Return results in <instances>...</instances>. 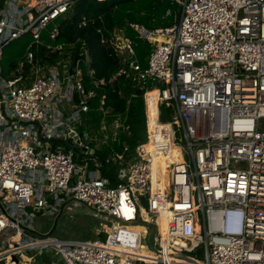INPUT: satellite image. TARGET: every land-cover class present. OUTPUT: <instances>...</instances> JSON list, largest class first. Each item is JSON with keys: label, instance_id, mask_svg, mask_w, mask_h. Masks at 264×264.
Returning a JSON list of instances; mask_svg holds the SVG:
<instances>
[{"label": "built area", "instance_id": "built-area-1", "mask_svg": "<svg viewBox=\"0 0 264 264\" xmlns=\"http://www.w3.org/2000/svg\"><path fill=\"white\" fill-rule=\"evenodd\" d=\"M76 1L0 0V64L16 40L43 44L51 24L55 38ZM170 1L180 6L172 26L129 23L152 47L146 67L121 30L102 40L121 63L109 78L95 77L84 48L82 58L61 60L32 82L4 78L0 65V264H35L28 254L40 251L50 256L45 264H264V0ZM26 62L33 65L32 51ZM121 78L145 90L147 131L133 160L107 159L120 161L112 185L81 123L97 90ZM104 100L98 110L107 117ZM124 127L116 117L97 131L106 143ZM155 158L168 163L155 170ZM67 198L106 217L105 238L34 237L37 215L57 216ZM135 231L130 244L126 233Z\"/></svg>", "mask_w": 264, "mask_h": 264}, {"label": "trees", "instance_id": "trees-1", "mask_svg": "<svg viewBox=\"0 0 264 264\" xmlns=\"http://www.w3.org/2000/svg\"><path fill=\"white\" fill-rule=\"evenodd\" d=\"M147 1L148 7L154 10L157 6L158 11L164 13V16L168 10H171L172 15L176 13L179 17L180 6L177 3L170 0ZM132 2V0H111L106 2L77 0L72 10L57 21L59 34L55 38L51 37L50 32H44L42 35L43 44H32V38L30 36L26 37L28 41L25 44L26 47L20 61L8 60V56L5 53L7 46L4 48L1 61L3 66L2 76L6 79L19 76L26 78L34 67L49 68L56 66L58 62L67 58L72 61L82 58L84 56L82 49L84 48L91 58L90 68L95 70V77L97 79L109 78L119 69L121 63L113 53L112 45L110 43H102V40L110 39L114 30L124 31L125 35L135 42L137 57L142 66L146 67L147 58L151 53L152 47L148 42L141 40L137 33L129 27V23H138L133 21L132 12H123V10L131 8ZM155 2L156 5L154 4ZM149 19L151 20V18ZM173 23L164 26V28L172 26ZM138 24L150 29L159 28L153 27L154 21L152 23L139 22ZM28 51L34 53L33 65L28 64L26 58L23 61ZM20 62L23 64L22 73L19 72ZM81 66L85 82L89 85L88 68L84 64ZM135 90L132 80L127 78H121L102 86L97 90L98 96L93 101L92 110L86 115L90 124L93 127L96 126V129L100 128L104 120L107 123H111L116 117H119L125 125L124 128L120 129L116 140H110L109 145L105 149L96 150L94 155L103 163L102 176L110 178L112 185L116 184V171L120 166V161L111 160L107 163V159L113 157L114 154H122L125 161L129 162L134 159L136 147L146 140L144 96H134ZM102 96H105L104 108L110 110L107 117H104L98 110ZM149 99L150 102L155 101L152 94L149 95ZM161 119L163 121L168 120V115L165 111L162 112ZM126 126L129 128L126 129ZM126 148L127 150L125 151ZM90 167L93 168L92 163ZM106 235V232L103 233L101 238H105Z\"/></svg>", "mask_w": 264, "mask_h": 264}, {"label": "rangeland", "instance_id": "rangeland-1", "mask_svg": "<svg viewBox=\"0 0 264 264\" xmlns=\"http://www.w3.org/2000/svg\"><path fill=\"white\" fill-rule=\"evenodd\" d=\"M132 1L133 2L130 5L131 8H127V10H123V12L124 13L132 12L133 21L135 22L152 23L154 21L153 27H164L174 22L175 17L177 16L176 13H173V15L170 17H166V15L164 16V13L158 11L157 6L154 10L151 7H148L147 0H132ZM156 2L154 3L155 5ZM4 6L5 4H3V7ZM149 18H151V20ZM53 26L54 24H51L45 32H50ZM27 41L28 38L24 37L8 45L5 49V53L8 56V60L20 61L21 55L24 52V49L26 47L25 44H27ZM25 58L26 56L24 57L23 61L25 60ZM22 62H20V67H19L20 73H22V68H21ZM0 65L3 68L2 63ZM47 72H48L47 68H39V67L32 68L30 74L25 78V81L32 82L38 76L47 75ZM153 98L156 101V94H154ZM84 123L88 125L89 127L88 131L91 133V136L95 139L92 146L99 150L105 149L109 145L112 136H110L107 142L104 143L105 141L103 142L104 139L103 134L97 131L96 126L93 127L92 124H90L88 118L86 120L85 118L84 120H82L81 124ZM261 123L262 126L264 127V119L262 120ZM75 152H78L79 154L80 150L78 148H75ZM79 158L81 159V157ZM80 159H78V161L82 163ZM159 162L160 163L167 162V160L159 159ZM161 181L166 183V185L168 183V179L163 180L161 178ZM61 206L62 208L60 209L57 216L37 215L35 219L36 231L34 237L43 238L46 236H53L62 240H94L97 237L101 238L103 233L107 232L110 227L108 222L105 220L106 217L104 215L96 216L95 213L92 210H90L88 207L79 204L71 200L70 198H67L65 200V203ZM143 206L146 210H148L147 203H143ZM140 230L138 229V231ZM138 231L135 232L138 233ZM162 232H163V236L167 238L166 232L165 231ZM126 240H128L130 244H133V242L135 241V239L133 238V234L128 233V237L126 238ZM47 253H48L47 251H40V252L29 253L28 255L33 256V254H36L35 264L36 263L45 264L50 259V256ZM197 258L203 260V258L200 256ZM55 262L56 264H60L62 261L60 259L55 258Z\"/></svg>", "mask_w": 264, "mask_h": 264}, {"label": "bare ground", "instance_id": "bare-ground-1", "mask_svg": "<svg viewBox=\"0 0 264 264\" xmlns=\"http://www.w3.org/2000/svg\"><path fill=\"white\" fill-rule=\"evenodd\" d=\"M152 94V96H154V94H156V92H151L149 95H151ZM176 151V150H175ZM176 153V152H175ZM154 168H155V170H157V168L159 167V166H162L163 164H167L168 163V160H167V162H162V163H160L159 162V159H156L155 158V160H154ZM158 163V164H157ZM159 173H158V171L155 173V180L157 181L158 180V178H159ZM162 179H168V177H167V174L165 173L164 175H162V176H160ZM158 184H162V186H166L164 183H163V181H158L157 182ZM158 223H159V225H160V227H161V232H162V224L164 223V226H165V232H166V227H167V218L165 217V216H162L159 220H158ZM137 234L138 233H135V234H133V238L135 239V237L137 236ZM162 234H163V232H162ZM166 235H167V232H166ZM128 237V233H126V236H125V238H127ZM25 258V260H27L28 259V257L27 256H25L24 257Z\"/></svg>", "mask_w": 264, "mask_h": 264}, {"label": "water", "instance_id": "water-1", "mask_svg": "<svg viewBox=\"0 0 264 264\" xmlns=\"http://www.w3.org/2000/svg\"><path fill=\"white\" fill-rule=\"evenodd\" d=\"M145 93V90L143 88H137L135 91H134V96H143ZM68 147H71L70 144H67ZM157 232V226L152 224L151 225V231L149 233V236H148V243L151 244L152 243V239L154 237V235L156 234ZM179 257L181 258H185V259H188L190 261H192L191 259L187 258L186 256H183V255H179Z\"/></svg>", "mask_w": 264, "mask_h": 264}, {"label": "clouds", "instance_id": "clouds-1", "mask_svg": "<svg viewBox=\"0 0 264 264\" xmlns=\"http://www.w3.org/2000/svg\"><path fill=\"white\" fill-rule=\"evenodd\" d=\"M226 222H227V224H231V223H233V220L230 218H227Z\"/></svg>", "mask_w": 264, "mask_h": 264}, {"label": "crops", "instance_id": "crops-1", "mask_svg": "<svg viewBox=\"0 0 264 264\" xmlns=\"http://www.w3.org/2000/svg\"><path fill=\"white\" fill-rule=\"evenodd\" d=\"M97 149V148H96ZM97 150H99V149H97ZM164 180V179H163ZM164 183V182H163ZM165 185H166V183H164ZM162 231H165V226H164V224L162 225Z\"/></svg>", "mask_w": 264, "mask_h": 264}]
</instances>
